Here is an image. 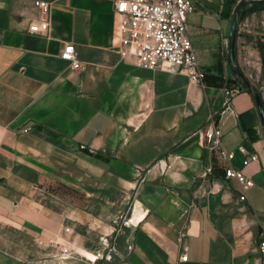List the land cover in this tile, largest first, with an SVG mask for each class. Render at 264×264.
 I'll list each match as a JSON object with an SVG mask.
<instances>
[{
	"label": "crops",
	"instance_id": "obj_1",
	"mask_svg": "<svg viewBox=\"0 0 264 264\" xmlns=\"http://www.w3.org/2000/svg\"><path fill=\"white\" fill-rule=\"evenodd\" d=\"M34 1L0 0V264H25L7 247L24 238L90 252L88 232L125 211L131 264H264V123L252 95L264 107V6L238 13L246 86L228 64L239 0H194L186 34L200 84L121 57L115 0H53L47 33L28 30L41 17ZM66 43L76 69L60 57ZM224 88L239 89L236 116L220 113ZM212 119L222 136L209 150L197 131ZM251 153L258 159L244 166ZM229 166L254 182L244 201Z\"/></svg>",
	"mask_w": 264,
	"mask_h": 264
},
{
	"label": "built area",
	"instance_id": "obj_2",
	"mask_svg": "<svg viewBox=\"0 0 264 264\" xmlns=\"http://www.w3.org/2000/svg\"><path fill=\"white\" fill-rule=\"evenodd\" d=\"M53 0H35L34 5L41 11L37 22H32L28 30L33 33H47L49 30V9ZM195 8L194 0H115L116 32L119 37V55L131 57L139 67L155 69L165 64L177 71L185 73L190 83L200 84L204 72L199 68L196 53L186 34L188 14ZM60 57L69 61L70 67H79L75 46L66 43L60 52ZM223 110L236 116L231 99L239 92L237 88H224ZM201 144L211 150L220 146L222 131L214 120L198 129ZM220 154L225 159H231L233 152L221 149ZM258 156L251 153L243 160L246 166L256 161ZM226 177L235 178L241 186L239 201L246 199L245 191L254 185L252 179L242 170L231 166L225 169ZM69 228H66L68 231ZM132 249L131 244L127 245ZM187 247H183L184 256ZM257 251L264 259V221L260 224L257 236ZM254 264H259L256 262Z\"/></svg>",
	"mask_w": 264,
	"mask_h": 264
},
{
	"label": "rangeland",
	"instance_id": "obj_3",
	"mask_svg": "<svg viewBox=\"0 0 264 264\" xmlns=\"http://www.w3.org/2000/svg\"><path fill=\"white\" fill-rule=\"evenodd\" d=\"M129 211L111 218L112 228L97 233L89 231L87 237L94 242L89 251L72 246L67 240L57 243L38 244L24 238L8 250L18 254L25 264H131L128 259L130 237Z\"/></svg>",
	"mask_w": 264,
	"mask_h": 264
},
{
	"label": "water",
	"instance_id": "obj_4",
	"mask_svg": "<svg viewBox=\"0 0 264 264\" xmlns=\"http://www.w3.org/2000/svg\"><path fill=\"white\" fill-rule=\"evenodd\" d=\"M244 5H260L264 6V0H239L233 11L230 21V27H229V33H228V64L230 71L241 81L245 83L246 86H249V83L245 80L242 73L239 71L235 64V37H236V31H237V24H238V13L242 6ZM256 107L258 109V113L260 116V119L264 123V107L263 102L261 99V96L258 92H252Z\"/></svg>",
	"mask_w": 264,
	"mask_h": 264
}]
</instances>
